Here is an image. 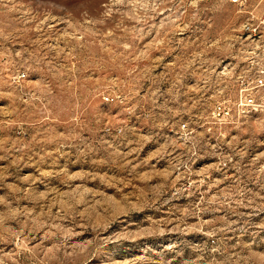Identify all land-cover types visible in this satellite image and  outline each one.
<instances>
[{
    "label": "rangeland",
    "instance_id": "obj_1",
    "mask_svg": "<svg viewBox=\"0 0 264 264\" xmlns=\"http://www.w3.org/2000/svg\"><path fill=\"white\" fill-rule=\"evenodd\" d=\"M246 16L0 0V264H264V121L212 118Z\"/></svg>",
    "mask_w": 264,
    "mask_h": 264
},
{
    "label": "built area",
    "instance_id": "obj_2",
    "mask_svg": "<svg viewBox=\"0 0 264 264\" xmlns=\"http://www.w3.org/2000/svg\"><path fill=\"white\" fill-rule=\"evenodd\" d=\"M229 1L247 15L243 29L248 44L243 51L242 70L231 92L214 104L212 118L215 123L228 124L262 111L264 121V0Z\"/></svg>",
    "mask_w": 264,
    "mask_h": 264
},
{
    "label": "bare ground",
    "instance_id": "obj_3",
    "mask_svg": "<svg viewBox=\"0 0 264 264\" xmlns=\"http://www.w3.org/2000/svg\"><path fill=\"white\" fill-rule=\"evenodd\" d=\"M253 115H258L262 118V111H253Z\"/></svg>",
    "mask_w": 264,
    "mask_h": 264
}]
</instances>
